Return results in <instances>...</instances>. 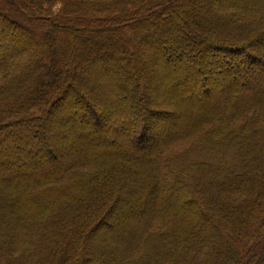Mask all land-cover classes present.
<instances>
[{
	"label": "trees",
	"instance_id": "16d2710c",
	"mask_svg": "<svg viewBox=\"0 0 264 264\" xmlns=\"http://www.w3.org/2000/svg\"><path fill=\"white\" fill-rule=\"evenodd\" d=\"M0 264H264V0H0Z\"/></svg>",
	"mask_w": 264,
	"mask_h": 264
},
{
	"label": "rangeland",
	"instance_id": "374dc122",
	"mask_svg": "<svg viewBox=\"0 0 264 264\" xmlns=\"http://www.w3.org/2000/svg\"><path fill=\"white\" fill-rule=\"evenodd\" d=\"M166 18V17H165ZM42 34V31L40 32V31H37L36 30V34L34 35L35 36V38L38 36V35H41ZM47 36L50 38V39H53L54 37H57V38H60L61 37V35H55L54 36V34L53 33H49V34H47ZM62 38V37H61ZM34 39V38H33ZM154 45H155V43H153ZM157 46V45H156ZM162 49H164V47H162ZM50 51V46H48V48H47V53ZM142 52L143 53H141L140 55V57H138V60H139V64L141 63V61H142V63H144L145 64V61L148 59V57H149V53L146 51V50H142ZM232 55H236L235 57V59H236V63L237 62H243L244 61V59L246 58V56L245 55H243L245 58H242V57H240V58H238V54L237 53H232ZM247 60H248V57L246 58ZM234 62V61H233ZM250 65L251 66H253V65H255V63H250ZM142 68L143 69H145L146 67L145 66H142ZM147 72V70L145 71V73ZM144 76H146L145 78H146V81L148 82V83H150V82H152V80H150L149 78H150V74L147 72L146 73V75H144ZM88 82H90L89 80H88ZM151 84V83H150ZM64 102V99L63 100H61L60 101V104H62ZM55 112H59V111H55ZM172 121V120H171ZM173 123V122H172ZM20 126V125H19ZM16 128H18V126L16 127Z\"/></svg>",
	"mask_w": 264,
	"mask_h": 264
}]
</instances>
